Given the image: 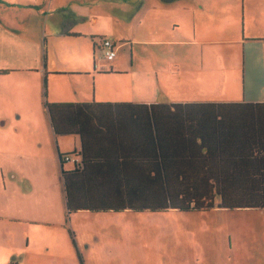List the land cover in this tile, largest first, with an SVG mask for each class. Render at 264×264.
Returning a JSON list of instances; mask_svg holds the SVG:
<instances>
[{"label":"crops","instance_id":"0c3cea01","mask_svg":"<svg viewBox=\"0 0 264 264\" xmlns=\"http://www.w3.org/2000/svg\"><path fill=\"white\" fill-rule=\"evenodd\" d=\"M47 1L51 5L48 8ZM98 2L110 8L98 11ZM114 2L117 7L118 2L128 20L115 17ZM136 13L141 16L138 22ZM166 16L171 22H166ZM26 17L24 28L16 32L27 45L14 50L3 48L16 63L0 68V76L29 74L30 81L24 86L19 83L16 95L10 98L13 92L9 94L0 88V104L8 101L18 104L12 110L17 122L25 117L38 118L41 127H30V130L43 138L42 143L33 142V147L42 154L37 159L25 157L21 143L29 135L21 139L13 137L11 145H3L2 129L11 126V120L4 119L0 111V220L10 224L0 231V264H81L79 257L84 264H94L101 259L94 251L97 245H85L82 240H73L75 251L65 240H31L30 225L49 222L52 192L56 197H63L66 209L62 169L71 170L73 164L62 168L61 155L82 150L79 136H55L45 102L143 106L111 110L98 116L102 129L94 126L91 156L92 179L94 184H100L94 191H100V195L117 194V191L125 194L123 183L120 190L113 185L114 181L123 180L139 182V189L144 193L154 191L148 180L155 175L145 166L155 161L161 165L156 158L165 157L171 165L191 160L217 167L257 164L264 158V0H45V3L32 0V11L24 15L22 22ZM183 28L191 30L190 37ZM164 30L170 33L168 39L162 40L161 35L154 39ZM136 34L145 36L139 44L133 38ZM99 37L137 47V53L132 50L125 60V45L120 48L116 45V59L110 62V69L101 62L100 73L131 77L132 83L139 85L143 98L123 100L121 96L108 95L98 99L94 85L90 87L82 79L71 84L61 80L64 76L94 77V63L91 66L82 58L70 60L72 56L64 47L70 41L78 43L91 38L92 44L78 45L91 49L107 62ZM121 49H124L122 57ZM114 64L118 65V72L113 71ZM16 79L27 80L26 77ZM148 88L154 94H148ZM172 105L206 107L168 108ZM150 106H155V110ZM162 106L166 108H159ZM223 116L229 118L226 124L221 123ZM198 122L207 137L202 149L200 142L189 136ZM229 123L230 133L224 128L231 127ZM15 130H20L17 125ZM230 134L234 143L227 144ZM245 135H250L251 141ZM2 148L10 152L9 158L3 157ZM4 168L9 174L4 173ZM158 178L164 180L163 172ZM35 208L39 212L37 216ZM16 233L20 235L16 237ZM86 252L90 254L86 256ZM68 257L73 260H67Z\"/></svg>","mask_w":264,"mask_h":264},{"label":"rangeland","instance_id":"374dc122","mask_svg":"<svg viewBox=\"0 0 264 264\" xmlns=\"http://www.w3.org/2000/svg\"><path fill=\"white\" fill-rule=\"evenodd\" d=\"M43 1L45 3V0ZM117 5L118 7L114 2L115 17L123 21L128 20L118 2ZM49 6H51L50 2L47 1L46 8ZM105 7L110 8L103 5V2L96 4L98 11H102ZM31 11L32 0H0V68H7L16 63L15 58L6 54L3 48L14 50L17 46L27 45L22 35L16 31L24 28L22 25L26 23L27 19L26 17L22 22L24 15ZM167 14L169 15L170 12L168 11ZM134 16L136 22L141 19L138 13ZM166 19V22H171L167 16ZM183 31L187 33V37L191 36L190 29L183 28ZM160 35L162 40H166L170 33L164 30L154 39ZM133 38L135 43L139 44L141 40L145 39V36L136 34ZM76 41L68 42L64 48L67 49V54L72 56L70 60L82 58L86 59L91 66L94 63V77L64 76L62 79L60 77L61 80L71 84L82 79L90 87L94 85V92L98 99H103V96L107 97L108 95L121 96L123 100L127 98L137 100L139 97H144L140 94L139 85L132 83L131 77L105 76L100 73L101 62L108 69L112 64L102 60L99 54L94 55L91 49L85 50L84 46L78 45L83 42L92 44L91 38L85 41L81 39L78 43H75ZM117 42V44L112 42L116 50L117 46L120 48L125 45L127 51L125 60L130 57L132 50L137 53V47L132 48L130 44H122V41ZM123 54L124 49H121L120 57ZM114 66L113 71L118 72V65L114 64ZM29 76L31 75L8 74L0 76V88H3L4 92H13L9 96L10 98L12 95H16L19 83L24 86L30 81ZM24 77L27 78L26 81L22 79L19 82L16 79ZM222 93L224 94V92ZM148 94H154L152 88H148ZM17 105L9 101L0 104L1 115L4 116V119L11 120V126L7 125L2 129L1 140L4 146H9L13 137L21 139L29 135L27 136L28 140L21 143L24 155L27 159H37L42 151L35 149L33 142L42 143L43 138H40L38 132L31 133L30 127H41V123L36 117H25L21 122H17V118L13 116L12 112ZM22 107L24 108L23 105ZM16 125L20 129L18 132L15 130ZM2 150L5 152L3 157L9 158L10 152L4 148ZM14 155L18 156L16 152ZM71 166L68 163L66 168ZM9 172L7 168H4L5 174H9ZM11 196L12 194L9 192L8 197ZM34 215H39L37 208L34 209ZM48 221L44 225H30L31 240H65L72 251L76 250L73 240H82L85 245L96 244L98 251L95 248L94 251L100 255L101 259L99 262L94 261V264H264V210L262 209L228 210L216 207L206 212L183 213L170 210L106 215H95L82 211L68 218L63 197H58V195L56 197L52 192ZM9 225L7 221L1 219L0 231L9 228ZM18 225L24 227L22 224L18 223ZM18 235L20 234L16 233V237ZM105 253L106 255L103 256ZM88 254L90 252H86V256ZM103 257H107V259L104 260ZM69 259L70 257L67 258V260Z\"/></svg>","mask_w":264,"mask_h":264},{"label":"trees","instance_id":"16d2710c","mask_svg":"<svg viewBox=\"0 0 264 264\" xmlns=\"http://www.w3.org/2000/svg\"><path fill=\"white\" fill-rule=\"evenodd\" d=\"M107 39L102 37L97 40L103 42ZM45 107L56 137L79 136L82 142L80 153L73 152L70 155H61V158L63 157L61 160L62 168L68 163L73 164L71 170L62 169L68 218L81 211L96 214L123 213L126 210L135 213L170 210L191 213L206 212L216 207L228 210H264V158H260L257 164L247 162L217 167L201 162L193 163L191 160L187 162L188 164L182 162L171 165L167 164L166 158L162 156L164 157L162 159L156 158L161 162V165L155 161L149 166H145L149 172L153 171L155 175L153 179L148 180L149 187H152L155 192L144 193L139 189L141 186L139 182L133 184L123 180L122 182L114 181L113 185L117 190H120L119 186L123 183L127 190L124 192L125 194H120V191H117V194L100 195V191H94V187L100 184H94L92 179L94 163L91 156L94 135L96 134L94 133V126L102 129L100 122H98L100 119L98 116L99 114L110 113L111 110H131L143 106H134L128 103L49 104L45 102ZM202 107L206 106L172 105L168 108L177 110ZM150 108L155 110V106H150ZM221 120V123L226 124L229 118L223 116ZM229 125L231 124L229 123ZM245 126L247 127L246 124ZM224 128L226 132H232V125ZM108 130L107 128L106 131L108 132ZM204 132L205 130L199 122L189 132V136L193 135L191 138L195 142H200V149L204 147L207 139ZM230 137L231 134L230 136L227 135L229 139L227 144L234 143V139H230ZM244 137L247 141H251L250 135ZM257 137L260 138V136ZM160 145L161 143H158V146ZM160 155H162V150ZM66 157H73L74 161H67ZM160 172H163V181L158 178ZM173 178L176 180H172ZM79 261L84 264L81 257H79Z\"/></svg>","mask_w":264,"mask_h":264},{"label":"built area","instance_id":"2783aa9c","mask_svg":"<svg viewBox=\"0 0 264 264\" xmlns=\"http://www.w3.org/2000/svg\"><path fill=\"white\" fill-rule=\"evenodd\" d=\"M101 50L104 53V57L108 63L113 62L117 57V50L114 44L109 40L101 41L100 44ZM67 161H74L73 157H66Z\"/></svg>","mask_w":264,"mask_h":264},{"label":"clouds","instance_id":"9594fccd","mask_svg":"<svg viewBox=\"0 0 264 264\" xmlns=\"http://www.w3.org/2000/svg\"><path fill=\"white\" fill-rule=\"evenodd\" d=\"M63 159V157L61 158V160Z\"/></svg>","mask_w":264,"mask_h":264},{"label":"water","instance_id":"95a60500","mask_svg":"<svg viewBox=\"0 0 264 264\" xmlns=\"http://www.w3.org/2000/svg\"><path fill=\"white\" fill-rule=\"evenodd\" d=\"M60 160H61V158H60Z\"/></svg>","mask_w":264,"mask_h":264}]
</instances>
